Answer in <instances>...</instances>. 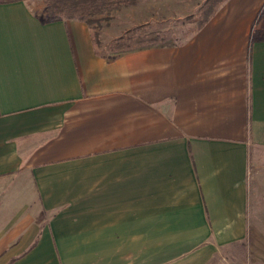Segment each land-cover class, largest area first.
Instances as JSON below:
<instances>
[{"label":"crops","instance_id":"crops-1","mask_svg":"<svg viewBox=\"0 0 264 264\" xmlns=\"http://www.w3.org/2000/svg\"><path fill=\"white\" fill-rule=\"evenodd\" d=\"M246 235H264V0L113 59L44 0L0 2V264H204Z\"/></svg>","mask_w":264,"mask_h":264},{"label":"rangeland","instance_id":"rangeland-1","mask_svg":"<svg viewBox=\"0 0 264 264\" xmlns=\"http://www.w3.org/2000/svg\"><path fill=\"white\" fill-rule=\"evenodd\" d=\"M204 2L205 0H139L136 5L93 16L91 31L98 35L103 54H111L106 50V45L112 39L135 25L147 22L154 23L149 30L166 34L165 42L177 44L193 32L199 22L197 12ZM151 15L156 18L151 19ZM263 237L264 235H246L240 241L225 244L208 254L204 264H264Z\"/></svg>","mask_w":264,"mask_h":264},{"label":"trees","instance_id":"trees-1","mask_svg":"<svg viewBox=\"0 0 264 264\" xmlns=\"http://www.w3.org/2000/svg\"><path fill=\"white\" fill-rule=\"evenodd\" d=\"M14 0H0V2ZM227 0H205L199 8L197 16L199 22L193 32L201 30L218 12ZM49 20H80L88 23L91 28L93 16L110 13L125 7L138 4L139 0H45ZM154 23L147 22L127 29L122 35L112 39L106 50L111 54H104L113 59L122 53L164 43L166 34L157 30H149ZM92 30V29H91ZM96 52L101 54L100 39L92 32ZM103 54V53H102Z\"/></svg>","mask_w":264,"mask_h":264}]
</instances>
